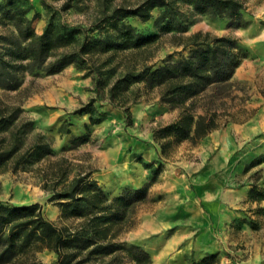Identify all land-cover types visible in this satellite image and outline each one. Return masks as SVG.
I'll return each instance as SVG.
<instances>
[{
  "label": "rangeland",
  "instance_id": "rangeland-1",
  "mask_svg": "<svg viewBox=\"0 0 264 264\" xmlns=\"http://www.w3.org/2000/svg\"><path fill=\"white\" fill-rule=\"evenodd\" d=\"M31 1L34 9L28 15L38 12L33 26L40 33L47 13L40 0ZM62 1L47 0L53 5ZM95 1L81 0L64 17L88 22ZM140 1L104 0L126 6ZM241 1L244 9L237 17L200 12L180 2L173 17L156 20L161 9L155 8L147 20L130 18L145 36L158 37L144 52L118 56L123 62L144 55L149 63L161 64L168 55L177 60L187 52L176 44L177 37L197 31L233 36L245 52L230 84L208 89L195 100L198 112L207 106L217 113V127L195 141L161 147L155 133L176 120L180 108L161 103L143 83L137 85L139 98L128 116L97 97L90 71L73 64L54 73H25L16 90L0 87V112L16 113L0 135V146H11L17 132L16 154L36 140L48 143L37 160L16 170L12 163L0 167V200L38 202L46 217L71 229L79 219L61 215L54 190L85 174L108 199L126 189L144 190L127 207L118 240L147 250L151 264H189L212 255L211 264H264V0ZM89 103L90 111L77 113ZM34 256L58 264L53 251Z\"/></svg>",
  "mask_w": 264,
  "mask_h": 264
},
{
  "label": "trees",
  "instance_id": "trees-1",
  "mask_svg": "<svg viewBox=\"0 0 264 264\" xmlns=\"http://www.w3.org/2000/svg\"><path fill=\"white\" fill-rule=\"evenodd\" d=\"M40 1L47 13L40 33L33 26L38 12L28 15L34 9L31 0L0 1L1 88L16 90L25 73H54L73 64L90 71L97 97H104L127 116L130 105L139 98L140 83L147 90H155L161 103L179 107L178 118L155 133L163 149L184 139L195 141L217 127L216 111L203 106L198 112L195 100L205 96L208 89L230 84L245 55L235 37L201 31L185 37L173 34L180 38L176 44L187 52L177 60L168 55L161 64L149 63L146 55L125 62L118 56L144 52L158 37L145 36L130 18L147 20L155 8L161 9L156 20L173 17L180 12V2L200 12L237 17L244 9L241 0H142L131 6L96 0L94 16L86 23H72L64 17V12L77 7L81 0H63L59 5ZM133 84L135 88L130 89ZM91 109L89 103L76 111ZM15 115L14 111L6 115L1 110L0 135ZM17 133L11 146H0V167L12 163L16 170L48 151L47 142L36 140L29 149L16 154ZM54 191L61 215L77 217V226H58L44 215L38 202L10 204L0 200V264L18 257H23L21 264H53L35 258L34 253L44 249L57 254L58 264L152 263L147 250L118 240L127 207L139 200L144 190L126 189L108 199L95 179L82 174L62 182ZM212 256L189 264H211Z\"/></svg>",
  "mask_w": 264,
  "mask_h": 264
},
{
  "label": "crops",
  "instance_id": "crops-1",
  "mask_svg": "<svg viewBox=\"0 0 264 264\" xmlns=\"http://www.w3.org/2000/svg\"><path fill=\"white\" fill-rule=\"evenodd\" d=\"M200 257L196 258V259H199Z\"/></svg>",
  "mask_w": 264,
  "mask_h": 264
}]
</instances>
